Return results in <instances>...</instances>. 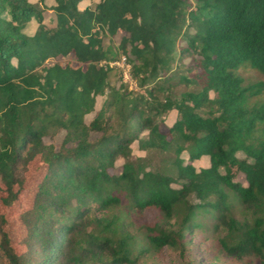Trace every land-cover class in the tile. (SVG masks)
Returning a JSON list of instances; mask_svg holds the SVG:
<instances>
[{
  "label": "trees",
  "instance_id": "obj_1",
  "mask_svg": "<svg viewBox=\"0 0 264 264\" xmlns=\"http://www.w3.org/2000/svg\"><path fill=\"white\" fill-rule=\"evenodd\" d=\"M52 1L0 0V264H138L163 246L184 259L197 215L223 232L224 255L264 264V103L247 106L263 84L243 86L234 72L248 66L264 78V0H97L82 9V0ZM115 34L144 95L108 87L109 68L98 62L116 58L103 44ZM185 54L193 65L168 75ZM58 130L57 147L43 141ZM131 145L144 154L132 156ZM36 157L44 171L19 214L24 250L16 252L6 209L19 205ZM201 157L208 165L196 169ZM117 160L119 172H109ZM119 206L159 214L141 227L148 248L133 253L112 212Z\"/></svg>",
  "mask_w": 264,
  "mask_h": 264
},
{
  "label": "rangeland",
  "instance_id": "obj_2",
  "mask_svg": "<svg viewBox=\"0 0 264 264\" xmlns=\"http://www.w3.org/2000/svg\"><path fill=\"white\" fill-rule=\"evenodd\" d=\"M97 0H82L78 3L77 7L82 9L86 5L93 6ZM45 6L48 8L53 4L52 0H44ZM43 23L50 26L53 21V14L51 9H46L42 12ZM37 22L31 20L26 28V32L31 34ZM120 35L115 34L111 37L106 36L103 40V44L106 45L108 42L113 47V50L116 51V58L110 60H101L98 62L100 66H107V75L106 80L108 82V87L116 86L123 88L125 87L126 91H129L131 94H142L144 95V88L139 87L136 84V81L130 75V62L128 61V56L121 53L117 48V42ZM193 65L190 55L185 54L180 61H174L173 66L168 71L169 74H174L175 78H178L181 74H184L186 68H190ZM128 66V68H127ZM111 67V68H110ZM184 72V73H181ZM234 72L239 75L243 80V86H251L256 83L263 84L262 90L256 94L247 97V106L249 108L258 107L260 104L264 103V78L262 75L251 69L250 67H237ZM180 88H183L180 85L175 86L174 92H178ZM173 90V89H172ZM175 93V94H176ZM104 95L97 96L95 98L94 109L97 110L100 107ZM93 113H90L84 117V120L87 122ZM175 117V111H169L165 117V123L159 125V129L164 134L167 133V125H170ZM252 137H258V131L251 133ZM63 136V131L58 130L53 136L46 135L43 137L45 143H51L55 147L60 144V141ZM262 138L264 136L260 135ZM91 138H95L96 135L91 134ZM249 141V140H248ZM143 151H138L136 145H131V155H143ZM236 156L238 158H245V155L242 151H237ZM183 160L185 157L181 154ZM121 160H117L114 164L113 169H110L109 172L117 173L120 170ZM193 165L196 169L200 167H206L208 165V158L201 157L198 160L193 161ZM44 171V166L38 157L34 158L28 165L25 187L19 195V205L6 209V218H7V229L11 233L12 237V246L16 252H21L24 250L23 244L20 242L21 236L23 235V228L19 218V214L26 209L33 197L35 188L39 180L41 179ZM233 173V180L241 184H245L243 175L235 170L231 169ZM231 202L234 204V209L236 210V215L241 216L243 211L239 206L234 202V198L230 197ZM112 212L119 216L120 220H123L128 232L133 236L132 249L133 253L141 248H148L145 243L144 233L142 230L143 223H153L155 221H160L159 214L153 209H145L142 212H130L126 211L123 206H119L112 210ZM196 218H200V228L196 229L191 233H185V249L187 255L184 259L180 258L179 251L170 247L163 246L158 250L148 248L147 253L144 256L139 257L138 264H260L259 260L252 257H244L241 260L224 255L219 250L218 239L223 235L221 230H216L211 227L212 221L207 215ZM235 241V240H234Z\"/></svg>",
  "mask_w": 264,
  "mask_h": 264
},
{
  "label": "built area",
  "instance_id": "obj_3",
  "mask_svg": "<svg viewBox=\"0 0 264 264\" xmlns=\"http://www.w3.org/2000/svg\"><path fill=\"white\" fill-rule=\"evenodd\" d=\"M127 68H128V66H127Z\"/></svg>",
  "mask_w": 264,
  "mask_h": 264
}]
</instances>
